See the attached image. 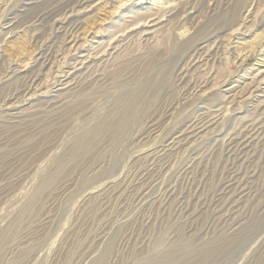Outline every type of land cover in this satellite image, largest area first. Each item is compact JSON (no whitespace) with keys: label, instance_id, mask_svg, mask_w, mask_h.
I'll return each instance as SVG.
<instances>
[{"label":"rangeland","instance_id":"obj_1","mask_svg":"<svg viewBox=\"0 0 264 264\" xmlns=\"http://www.w3.org/2000/svg\"><path fill=\"white\" fill-rule=\"evenodd\" d=\"M64 1L0 0V25L16 23L0 34V264H264V105L247 99L264 71V0H89L79 30L36 22ZM136 21L147 26L119 37ZM70 35L96 37L101 58L53 99L75 63Z\"/></svg>","mask_w":264,"mask_h":264},{"label":"bare ground","instance_id":"obj_2","mask_svg":"<svg viewBox=\"0 0 264 264\" xmlns=\"http://www.w3.org/2000/svg\"><path fill=\"white\" fill-rule=\"evenodd\" d=\"M112 1V0H111ZM90 1L89 0H65L64 2H62V4H58L52 8H45V10L42 9V11L35 16V20L36 22L38 23H43L45 22L46 20H52L53 21V24L55 26H58L59 29H63L65 30L66 28L74 31V30H79V27L80 25L82 24V21H81V17H80V14H83V13H86V12H89L87 10V8L90 7L89 6H86V4H88ZM107 2V1H106ZM120 2V1H119ZM124 2V1H123ZM188 2V1H187ZM47 3V2H46ZM105 3V2H104ZM30 5V4H29ZM41 6V5H40ZM99 6V5H98ZM33 7V6H32ZM38 5L35 6V8H37ZM96 7V6H95ZM94 7V8H95ZM119 7V6H118ZM2 8H5V7H2ZM42 8V6L40 7V9ZM186 6L183 5L181 2L178 3L177 7L175 8H171L169 9V12L168 13H179V11L181 10H185ZM79 9V10H78ZM160 9V8H159ZM27 10V9H26ZM25 10V11H26ZM29 10V9H28ZM117 10V9H116ZM131 10V9H130ZM133 10V9H132ZM142 10V9H140ZM31 11V10H29ZM33 11V10H32ZM124 11V10H123ZM149 11V10H148ZM166 11V10H165ZM127 12V11H126ZM135 12V11H133ZM138 12V11H137ZM157 12V11H156ZM0 13H1V10H0ZM116 13V12H115ZM129 13V12H128ZM142 13V12H141ZM90 14V13H89ZM131 14V13H130ZM181 14V13H180ZM19 15V14H18ZM28 15V14H27ZM136 14L134 16H131L130 17H124L125 19H134L136 18ZM155 15H150L149 17L147 18H152L154 17ZM179 14H177V16L175 17H178ZM19 18V17H18ZM119 19V18H118ZM169 19V18H168ZM158 19L157 18H153L150 20L149 23L151 22H155L157 21ZM175 20V19H174ZM118 21V20H116ZM122 21V20H121ZM134 21V20H133ZM159 21V20H158ZM18 22V21H17ZM8 23V22H7ZM12 24H4L5 26H3L2 24L0 25V34H2L4 32L5 29H10L13 27V29L16 27L13 22H11ZM19 23V22H18ZM52 23V22H50ZM147 22H144L142 23L141 21H136L135 23L127 26V31L126 33H124L123 35H120L119 37H124L125 35L129 34V35H132L133 32H135L137 29L143 27V26H147L146 25ZM159 22H156L154 25L151 24L152 26L154 27H157L159 26ZM15 26V27H14ZM123 27V26H121ZM194 27V26H193ZM83 28V27H82ZM114 29V28H113ZM11 30V29H10ZM30 30V29H29ZM100 30V29H98ZM97 30V31H98ZM157 30V29H156ZM199 30V29H198ZM248 30V29H247ZM13 32V31H12ZM67 32V31H66ZM78 32V31H77ZM155 32V31H153ZM152 32V33H153ZM157 32V31H156ZM191 32V31H190ZM201 32L198 31L195 33V36L192 38H196L198 33ZM237 32V31H236ZM68 33V32H67ZM144 33V32H143ZM152 33H147L145 32L146 35H149V34H152ZM70 34V33H69ZM79 34V32H78ZM103 34V33H102ZM94 35V34H93ZM62 36V35H61ZM73 36V35H72ZM71 35L66 39L68 40V45H69V48H70V51L69 54L70 56H72L71 54L74 53L73 56H76L75 58V63L72 64L71 66V62H70V68H67L66 71H63L61 76H59L58 80H57V90L54 91L55 93H57V95H55L53 97V99H59L63 94L69 92L70 90L74 89V86H75V82H74V77L76 76V74L79 72H82L86 69L89 70V68L91 67V65L97 61L100 60L101 56H99V54L97 53V50L101 47L102 43L100 42V40H97L96 37L93 36V43L94 44H97L96 47H94V44H92L91 46H84V44L81 42V38L79 37H75L73 36L72 37ZM96 36V35H95ZM38 37V36H37ZM119 37H117L116 39L112 40L110 44H115L113 47H112V50L114 51H118L120 49V46L121 44L123 43L124 39H120ZM131 37V36H130ZM86 38V37H85ZM125 38V37H124ZM136 38V37H135ZM96 39V40H95ZM101 39V38H100ZM63 40V39H62ZM85 40V39H83ZM91 40V39H90ZM107 40V39H106ZM105 40V41H106ZM104 41V42H105ZM134 41V40H133ZM136 42V41H135ZM145 42V41H144ZM143 42V43H144ZM85 43V42H84ZM87 43V42H86ZM60 44V43H59ZM89 44V43H88ZM177 44V43H176ZM112 46V45H111ZM219 46V45H218ZM38 47V46H37ZM40 48V47H39ZM53 48V47H52ZM68 48V50H69ZM106 48V47H105ZM64 49V48H63ZM221 49V48H220ZM36 50V49H35ZM49 50V49H48ZM121 50V49H120ZM123 50V49H122ZM56 51V50H55ZM73 52V53H71ZM112 52V51H111ZM161 52V51H160ZM202 52V51H201ZM37 53V51H36ZM52 53V52H51ZM192 53V52H191ZM58 54V52H57ZM68 54V53H67ZM215 54V53H214ZM239 54V53H238ZM52 57H53V53L51 54ZM34 56V55H33ZM58 56V55H57ZM56 56V57H57ZM103 56V55H102ZM65 57V55H64ZM67 57V56H66ZM60 58V57H59ZM62 58V57H61ZM60 58V59H61ZM107 58V57H106ZM40 59H43V57L41 56L40 54ZM49 59V57H48ZM46 59V60H48ZM52 59L53 61V58H50ZM105 59V58H104ZM198 60L200 59V57L197 58ZM35 60V59H34ZM57 60V59H56ZM107 60V59H106ZM37 61V60H35ZM51 61V63H52ZM130 61V60H129ZM193 61H195V58H193ZM213 61V60H212ZM224 61V60H223ZM31 62V61H30ZM48 62V61H47ZM59 62V61H58ZM110 62V61H109ZM100 63V62H99ZM225 63V62H224ZM227 63V62H226ZM225 63V64H226ZM43 64H45V61L43 62ZM96 64V63H95ZM121 64V63H120ZM206 64V63H205ZM46 65V64H45ZM44 65V66H45ZM99 65V64H98ZM32 66V65H31ZM50 66V65H49ZM63 66V65H62ZM61 66V67H62ZM21 67V66H20ZM28 68V67H27ZM31 68V67H30ZM51 68V67H50ZM189 68V67H188ZM18 69V68H17ZM24 69V68H23ZM194 69V68H193ZM20 70V69H19ZM32 70V69H31ZM92 70V69H91ZM51 71V70H50ZM59 71V70H58ZM258 71V70H257ZM256 71V72H257ZM13 73V72H12ZM16 73V72H15ZM33 73V72H31ZM39 73V72H38ZM191 73V72H190ZM25 74V73H24ZM21 75V74H20ZM23 75V74H22ZM111 75V74H110ZM204 75V74H203ZM11 76V74H10ZM33 76V75H31ZM39 76V75H38ZM38 76L34 77V81L33 83H36L37 82V78ZM42 76V75H41ZM80 76V74H79ZM81 77V76H80ZM76 78V77H75ZM113 78V77H112ZM248 78L250 79V84H253V87L255 89H253L254 91H251V92H248L249 93V97H247V99H254L255 101H259L261 99H263L262 101H260V103H262V105H264V87H262L264 85V71H258L256 74H254L253 76L251 75L250 77L248 76ZM30 79V78H29ZM44 79V78H43ZM82 79V78H81ZM112 80V79H111ZM81 81V80H80ZM86 81V80H84ZM95 81V80H94ZM32 82V81H31ZM77 82V81H76ZM115 82V81H113ZM39 83V81H38ZM37 83V84H38ZM42 83V82H40ZM45 83V82H44ZM226 84V83H224ZM246 84V83H245ZM249 84V85H250ZM81 85V84H79ZM104 85V84H103ZM30 86V85H29ZM36 86V85H35ZM39 86V85H38ZM84 86V85H83ZM206 86V85H205ZM229 86V85H228ZM251 86V85H250ZM31 87V86H30ZM34 87V86H33ZM41 88V86H40ZM78 88V87H77ZM81 88V87H80ZM89 88V87H88ZM87 88V89H88ZM100 88V87H99ZM206 88V87H205ZM212 88V87H211ZM236 88L237 86H231L229 88H227L225 91V93L227 95H229L228 98H232V100H235L236 98H240L237 96V94H239L238 92H236ZM240 88V87H239ZM33 89V88H31ZM37 90V89H36ZM83 90V89H82ZM98 90V89H97ZM201 90V89H200ZM239 90V89H238ZM27 91V90H26ZM38 91V90H37ZM51 91V90H50ZM73 91V90H72ZM202 91V90H201ZM244 91L245 90V86H244ZM33 92V90L31 91ZM53 92V93H54ZM197 92V91H196ZM254 92L256 93H259L257 95L254 94ZM49 93V92H48ZM52 93V92H51ZM205 93V92H204ZM203 92H201V95H204ZM40 94V93H39ZM46 94V93H45ZM44 94V95H45ZM38 95V94H37ZM75 95V93H74ZM35 96L34 94H31V93H27L26 94V101H31ZM203 97V96H202ZM246 96H242L241 95V98H244ZM52 100V98H51ZM239 100V99H238ZM55 101V100H54ZM53 101V102H54ZM16 102V101H15ZM43 103V102H42ZM133 103V102H132ZM251 103V102H250ZM52 104V103H51ZM255 104V103H254ZM41 105V104H40ZM260 105V106H262ZM7 106V105H6ZM36 108V107H35ZM250 109V108H249ZM3 111L2 107H0V111ZM7 111H9V116L13 117V118H19L21 117L22 115V112L19 111V106L18 105H10L9 107L6 108ZM1 111V112H2ZM132 111V104L129 103L127 105V108H126V111L125 113L123 114V116L118 119H120L119 123H118V126L116 128V131L117 132H120L122 131L123 129H125L127 127V125L129 124V122L131 121L130 120V113ZM205 111V110H204ZM118 112V111H117ZM222 112H219V115L217 116H213V118L209 119V120H205V121H201L200 123H196L190 127H188L186 130L184 131H180L178 132L177 135H175V137H172L170 138V142L165 146L163 147L160 151H166V150H169V149H173L175 147H180L184 144H186L185 142L189 139V138H193L195 136H197L199 133L202 134V132L204 130H207L210 126H213V125H216V123L219 121V118H221ZM212 116V115H211ZM133 118V117H132ZM223 118V117H222ZM104 120V119H103ZM223 120V119H222ZM23 121V120H22ZM221 121V120H220ZM109 122V121H108ZM222 122V121H221ZM105 126V124H104ZM102 128V125L98 126L96 128L97 131H100V129ZM102 130V129H101ZM230 131V130H229ZM157 132V131H156ZM116 133V132H115ZM218 133V132H217ZM95 134V133H94ZM99 134V133H98ZM200 134V135H201ZM207 134V133H206ZM255 134V133H254ZM93 135V133H92ZM91 135V136H92ZM253 135V134H252ZM89 136V132L83 134L82 136H80L79 138H77L75 140V150H79V151H83V150H86L90 147V141L87 140V137ZM254 136H248L245 140H242L241 142L238 143V147L240 148H246L247 144L249 142H251V139L253 138ZM201 138V137H200ZM197 139V138H196ZM227 140V139H226ZM194 141V140H193ZM190 143V142H189ZM236 143V142H235ZM188 144V143H187ZM192 144V143H191ZM185 146V145H184ZM201 146V145H200ZM187 147V145L185 146V148ZM189 147V146H188ZM240 148V149H241ZM74 150V151H75ZM159 150V149H158ZM174 150V149H173ZM77 151V152H79ZM76 152V151H75ZM232 152V151H231ZM163 153V152H162ZM167 153V152H165ZM170 153V151H169ZM154 154V153H153ZM163 156V155H162ZM154 159V158H153ZM163 160V158H161ZM159 160V159H157ZM238 165V164H237ZM198 172V171H197ZM129 175V174H128ZM192 182V181H191ZM127 186V185H126ZM118 188V187H117ZM149 190V189H148ZM233 191V190H232ZM109 192V191H108ZM111 196V195H110ZM147 196V195H146ZM138 197V196H137ZM180 197V196H179ZM142 200V199H141ZM218 203V202H217ZM223 203V202H222ZM238 225V224H237Z\"/></svg>","mask_w":264,"mask_h":264}]
</instances>
